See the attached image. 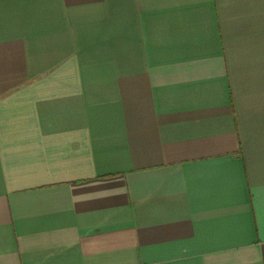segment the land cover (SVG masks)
Masks as SVG:
<instances>
[{
  "label": "crops",
  "instance_id": "crops-1",
  "mask_svg": "<svg viewBox=\"0 0 264 264\" xmlns=\"http://www.w3.org/2000/svg\"><path fill=\"white\" fill-rule=\"evenodd\" d=\"M0 264H264V0H0Z\"/></svg>",
  "mask_w": 264,
  "mask_h": 264
}]
</instances>
